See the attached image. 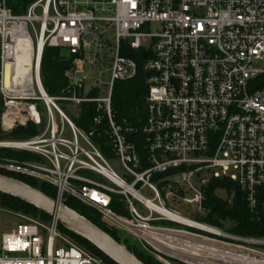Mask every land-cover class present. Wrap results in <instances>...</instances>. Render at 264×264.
<instances>
[{
    "label": "built area",
    "instance_id": "1",
    "mask_svg": "<svg viewBox=\"0 0 264 264\" xmlns=\"http://www.w3.org/2000/svg\"><path fill=\"white\" fill-rule=\"evenodd\" d=\"M152 23L156 31L143 30ZM123 44L149 54L142 64L145 114L135 121H118L112 108L115 83L138 73L135 60L121 54ZM45 48L72 57L56 96L41 82ZM97 71L108 76L102 90ZM0 100L1 133L37 128L28 138L0 139V150L34 156H0V170L49 185L58 204L69 197L91 207L162 264H264V237L201 220L206 187L220 178L264 217V0H0ZM59 103L73 105V117ZM85 105L89 130L75 122ZM101 134L122 175L93 141ZM217 191L226 202L234 198L224 187ZM114 197L121 213L111 208ZM172 204L194 211L182 216ZM19 218L1 235L0 264H103L75 245L55 216ZM128 234L119 243L126 246Z\"/></svg>",
    "mask_w": 264,
    "mask_h": 264
},
{
    "label": "trees",
    "instance_id": "2",
    "mask_svg": "<svg viewBox=\"0 0 264 264\" xmlns=\"http://www.w3.org/2000/svg\"><path fill=\"white\" fill-rule=\"evenodd\" d=\"M121 54L135 60L138 66V73L132 80L115 83L112 93V108L118 121L122 118L135 121V119L138 117L144 118L145 114L144 100L147 94V86L144 80L145 74L142 71V64L144 59L149 57V54L147 51L144 52L143 50H131L124 44L122 45ZM71 60L72 57H67L57 48H45L41 60L40 73L42 86L50 96L59 95L61 90L67 85L64 72L70 67ZM90 107L91 105H85L83 107L84 113L75 119L77 126L84 130L90 129V125L88 123L91 112ZM0 110H2L1 100ZM35 133H37V128L32 124H28L25 127H17L10 133L0 132V139L28 138L33 136ZM93 141L100 147L101 151L106 157H111V154L108 150L109 144L106 135H95L93 137ZM139 149H142L141 145L139 146ZM0 156L19 160H29L34 158L32 155L10 150H0ZM0 174L19 179L26 184L39 189L47 196L51 198L54 197L53 189L45 183H40L34 179L7 173L2 170H0ZM221 187L226 189L227 194H229L231 191L234 192V198L231 202H226L225 199L219 197L216 194L217 190ZM205 194L206 199L204 202V207L207 210V214L201 219L202 221L214 226L228 228V230L238 235L264 237V217L248 210L245 203L244 194L240 192L233 183L224 178L211 179L206 187ZM259 195L261 196L260 200H262L264 198V187L260 188ZM65 205L87 218L93 224L112 236L116 241L120 242V234L118 231L108 227L101 220V217L96 210L69 197L65 200ZM111 208L115 212L121 213L122 210L120 204L117 201V197L112 199ZM0 210L12 214L21 213L30 218L39 219L44 222H47L50 219L49 215L10 195L3 193H0ZM256 217H258V219H256ZM58 228L63 233L68 235L72 240L86 247L88 252L92 255L99 257L106 264H114L102 254H100L88 242L67 231L59 223ZM128 241L126 243L127 248L133 252L134 255L144 264H162L156 260L154 255H152L145 248L144 251L142 249V245H140L142 247L141 248L135 243L132 244V242Z\"/></svg>",
    "mask_w": 264,
    "mask_h": 264
},
{
    "label": "water",
    "instance_id": "3",
    "mask_svg": "<svg viewBox=\"0 0 264 264\" xmlns=\"http://www.w3.org/2000/svg\"><path fill=\"white\" fill-rule=\"evenodd\" d=\"M0 193L10 195L49 216H55L64 229L88 242L114 264H144L126 246L87 218L66 205L58 204L39 189L19 179L0 174Z\"/></svg>",
    "mask_w": 264,
    "mask_h": 264
},
{
    "label": "rangeland",
    "instance_id": "4",
    "mask_svg": "<svg viewBox=\"0 0 264 264\" xmlns=\"http://www.w3.org/2000/svg\"><path fill=\"white\" fill-rule=\"evenodd\" d=\"M158 25L155 24V23H152V24H147L145 27H144V31H149V32H154L156 31ZM143 46H145L146 48L149 49V46H150V39L147 41V42H144L143 43ZM62 53H65V52H62ZM96 79H98V87H100V89L102 90L103 89V82L101 84L100 81H106L108 79V76L107 74H105L103 77H99L98 75V71H97V76H96ZM92 83V82H91ZM59 106L67 113L70 115V117H73V105H68L66 103H59ZM43 114V113H42ZM41 114V115H42ZM43 116V115H42ZM109 165L111 166V168L119 175H122V173L124 172L123 168L121 167L119 161L116 159V158H110L109 159ZM210 174L211 173H205L203 175V177H206V178H209L210 177ZM142 194L148 198H150V193L147 189H143L142 190ZM216 194L221 197V198H225V193L223 191H217ZM135 206L136 208L142 213V214H147V211L140 207V205L138 203H135ZM174 208H176V210H178L179 214L182 215V216H187V217H190V214L192 211H194V208H192L191 206L189 205H170ZM17 215H19V217H23V216H26V215H23L21 213H15ZM15 215H12V213H7L3 210H0V239H1V235L2 234H5L7 232H9L14 226H16L19 221L21 220V218H19ZM28 217V216H27ZM198 220V219H196ZM157 224H165L167 226H173V227H180L179 225L177 224H173V223H169V222H155ZM128 233H126L125 231H121L120 232V235L124 236ZM128 236V242H132V243H135L138 247H141L140 245V242L134 238L132 235H127ZM70 240H72L70 238ZM72 242L79 246L80 248H82L84 251L88 252V250L86 249V247H84L82 244H79L77 242H75L74 240H72ZM142 248V247H141ZM144 250V248H142ZM145 251V250H144ZM103 262V261H102ZM103 264H106L105 262H103Z\"/></svg>",
    "mask_w": 264,
    "mask_h": 264
},
{
    "label": "bare ground",
    "instance_id": "5",
    "mask_svg": "<svg viewBox=\"0 0 264 264\" xmlns=\"http://www.w3.org/2000/svg\"><path fill=\"white\" fill-rule=\"evenodd\" d=\"M25 63H26V65H28V61L25 62ZM5 84H6L7 86L10 85V69H9L8 66H7L6 69H5Z\"/></svg>",
    "mask_w": 264,
    "mask_h": 264
}]
</instances>
